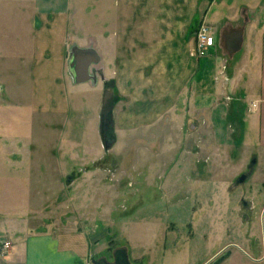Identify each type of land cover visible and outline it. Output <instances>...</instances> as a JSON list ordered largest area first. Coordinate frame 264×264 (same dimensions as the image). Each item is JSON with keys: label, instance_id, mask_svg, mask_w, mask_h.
Here are the masks:
<instances>
[{"label": "crops", "instance_id": "0c3cea01", "mask_svg": "<svg viewBox=\"0 0 264 264\" xmlns=\"http://www.w3.org/2000/svg\"><path fill=\"white\" fill-rule=\"evenodd\" d=\"M78 4L0 0V264L90 260L83 235L31 227L33 217L23 216L19 201L12 200H19L25 187L33 198L31 184L38 182L39 168H50L56 160V140L43 143L40 150L32 139V145L22 143L27 140L19 136L22 105H28L29 124L53 132L57 115H66L81 94L87 96L83 102L87 107L97 106L100 123L110 99L107 113L111 112L112 126L116 106L123 99L128 102L121 118L129 122L128 135H135L142 128L149 132L163 116H176L177 103H191L196 114L215 109L220 98L233 92L241 104L235 111L239 115L227 120V109L226 123L248 136L243 143L252 164L240 182L251 183L248 196L258 200L264 222V177L251 173L264 163V0H95L94 10L85 13L83 4ZM200 25H206L214 39L203 56L195 51V30ZM238 35L239 47L232 49ZM73 45L95 52L97 62L89 67L95 80L72 82L67 55ZM25 71L30 87L27 102ZM218 113L216 108L211 116L215 124ZM114 134L116 141V130ZM66 145L60 143L58 149ZM4 242L9 243L7 248ZM220 249L208 262L226 253L222 263L231 255ZM251 249L258 254L257 261L264 259V250Z\"/></svg>", "mask_w": 264, "mask_h": 264}, {"label": "rangeland", "instance_id": "374dc122", "mask_svg": "<svg viewBox=\"0 0 264 264\" xmlns=\"http://www.w3.org/2000/svg\"><path fill=\"white\" fill-rule=\"evenodd\" d=\"M94 1L74 0V6L80 2L85 13L94 10ZM195 51L198 56L206 52H199L196 43ZM27 76L25 71L26 102ZM233 96L226 93L215 104L221 110L216 124L215 109L192 114L191 103L184 102L173 107L177 117L163 116L149 132L142 128L135 135H128L129 122L121 118L128 103L123 99L114 112L116 141L107 150L102 138L110 99L100 123L97 106L87 107L85 94L75 97L69 112L57 115L53 132L29 124L28 105H22L19 136L27 138L22 143L32 139L40 150L56 140V160L50 168H39L38 182L31 184L34 197L25 187L13 203L19 201L23 216L36 217L31 227L83 235L90 261L113 262L114 250L124 248L131 264H213L225 253L208 258L221 248L231 255L219 264H264L251 249L264 250L258 200L248 196L251 183L239 181L252 165L243 143L248 136L226 123L239 115L235 111L241 104ZM60 143L67 145L58 149ZM259 163L251 172L257 178L264 177V163ZM251 202H256L254 209Z\"/></svg>", "mask_w": 264, "mask_h": 264}, {"label": "water", "instance_id": "95a60500", "mask_svg": "<svg viewBox=\"0 0 264 264\" xmlns=\"http://www.w3.org/2000/svg\"><path fill=\"white\" fill-rule=\"evenodd\" d=\"M237 45L232 47L236 49L239 47L240 36H236ZM97 62V56L95 52L90 48H80L76 45L71 46L67 55V71L72 79L73 83H82L88 80H95L94 75L90 72L89 67ZM106 124L103 132V147L108 149L115 141V134L112 126L111 112L107 113ZM244 179V175H241L239 181ZM227 254L220 256L213 264H219ZM92 264H131L129 261V255L124 248H117L113 252V262H108L104 258L91 260Z\"/></svg>", "mask_w": 264, "mask_h": 264}, {"label": "built area", "instance_id": "2783aa9c", "mask_svg": "<svg viewBox=\"0 0 264 264\" xmlns=\"http://www.w3.org/2000/svg\"><path fill=\"white\" fill-rule=\"evenodd\" d=\"M213 35L211 34L210 29L206 25H200L199 29L196 33V44L198 51L207 50L211 46H213ZM9 245L8 242H4V248H7ZM87 264H92L90 260H88Z\"/></svg>", "mask_w": 264, "mask_h": 264}, {"label": "flooded vegetation", "instance_id": "af4514ba", "mask_svg": "<svg viewBox=\"0 0 264 264\" xmlns=\"http://www.w3.org/2000/svg\"><path fill=\"white\" fill-rule=\"evenodd\" d=\"M106 122H107V121H106V119H105V122H104V127H105V124H106Z\"/></svg>", "mask_w": 264, "mask_h": 264}]
</instances>
